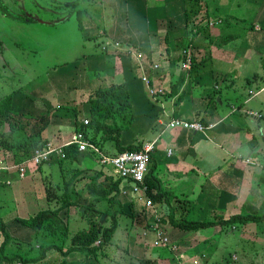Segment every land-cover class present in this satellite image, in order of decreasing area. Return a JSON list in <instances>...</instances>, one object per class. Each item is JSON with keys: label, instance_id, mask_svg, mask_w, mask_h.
Here are the masks:
<instances>
[{"label": "rangeland", "instance_id": "374dc122", "mask_svg": "<svg viewBox=\"0 0 264 264\" xmlns=\"http://www.w3.org/2000/svg\"><path fill=\"white\" fill-rule=\"evenodd\" d=\"M170 1L169 3L165 2L163 7L170 10V4L175 5L178 2L177 0ZM74 2L75 0H0V104L4 102L5 98L12 96V107L14 106L15 109H18L21 105L28 103L36 96V99L28 104L30 107L28 110L31 116L29 121L33 123L34 118L39 115L44 116L48 113L46 119L49 125L43 135L44 137H51L52 134H56L55 137L58 136L56 140L57 144L64 142H60L62 140L60 137L61 133H59L61 130L63 131L62 134H67L69 131H72L70 126L74 128L71 112L68 108L74 107L80 110V114L78 115L79 121L84 118L88 119L87 99L90 89L98 85L102 86L108 80L111 82L112 79L116 78L112 71L113 67L109 62L106 71L100 72L99 74V77L105 83L100 81L98 74L93 72L85 73L89 67H92V64H83V66L77 67V79L72 76V72H67L65 75L57 77V80L53 82L54 86L49 88L53 77L64 71V68L74 66L84 59V62L87 61L90 50H94L92 39H87L84 31L79 29V18L76 15V11H81L83 22L91 19L95 24V28L100 29L102 28L101 20L103 16L113 11L112 6L114 4L113 0H78V3L73 6ZM209 4L210 6L219 8L218 14L220 16L210 20L211 25L214 23L215 25L213 27L209 25L208 27H210V30L222 29L218 38L212 39L213 45L220 47L228 44L227 49L234 50L237 54L236 57L231 54L233 59L235 61L239 59V61L244 62L246 65L243 69L236 68L239 74H234V76L238 77L233 79L235 81L234 86H226L228 82H218L215 101L220 100L223 105L219 106L215 102L213 105H216L218 110L228 113L230 111V105L243 106L242 104L246 98L251 97L253 93L264 86V63L261 65L256 61L257 58L254 56L255 53L252 48L254 43L252 44L253 41L251 38L249 37L246 41L242 39L244 34L246 35V33L252 30L250 25L251 21L261 15L264 2L262 3L261 0H209ZM73 7L75 8L72 11ZM215 8L214 14L216 15ZM141 12L142 9L136 7L135 14L139 16ZM224 15L231 16L229 22H226V24H216L219 17L223 18L225 17ZM178 19H181V16ZM130 22H132V19ZM257 25L264 31V23L262 21H258ZM250 34H252V31ZM253 34H255L256 38H263L261 37L263 32H255ZM236 38L239 39L234 40ZM178 48L180 49V47ZM188 51L192 56L196 49L192 48L188 49ZM242 53L244 54L242 55ZM114 71H116V68H114ZM88 78L92 81L90 84L87 82ZM116 82H119V80L114 83ZM163 93H165L164 89ZM143 95L144 102L149 101L150 112L155 115L156 119L158 109L152 107L153 103H151L154 102V99L150 97L145 88ZM262 104H264V90L257 94L245 107L246 109L252 107L256 109L261 107L260 105ZM59 107H62V109L58 110L60 109ZM32 108L34 112H31ZM134 118L136 124L134 126L131 125L127 131L122 132L121 142L124 144L131 140L144 143L151 142L159 132L158 128L155 127L154 119L153 121L149 119L147 121L145 119L142 120V115L137 109H135ZM229 119H233V116H230ZM242 122L250 124V131H247L249 134L247 139L251 143L257 142L259 146L255 151L252 148L253 154H250L251 157L246 158L242 155L234 157L244 165L256 166L259 170L264 171V119L256 124L253 118L247 113L243 117ZM30 129L32 128L30 127ZM68 140H65V142ZM157 140V149L164 151L167 144V137L160 135ZM211 140L216 142L214 139ZM103 148L109 153L114 151L112 143L109 142L105 143ZM215 148L219 154L222 153H220L222 150L224 154H229L226 151V146L220 145L218 147L215 146ZM87 151L91 155L89 150ZM239 152L240 154H245L243 148ZM2 156L0 149L1 165H5L2 164L4 162H6V165L15 163L9 156H6V158H2ZM89 159L93 160L94 168L99 167L97 165V158L95 159L94 156H91ZM246 161H248V164H245ZM48 163L52 164L50 169L47 167L43 168L40 175L34 177L30 175L28 176L29 178L26 177L23 179L25 182L32 180L26 186L27 192H30L27 194L29 198L26 201L18 197V194L14 191V185L0 186V219L8 224V229L13 236L7 244V248L12 252V255L18 251L15 248L17 240L14 237L27 235L30 231L29 228L21 225L15 219L21 217L26 219L35 215L36 213L34 212L36 210L46 209L49 206L53 208L58 205L56 201L49 202L47 200V194L51 191V195L57 194L60 197L63 192V184L69 180L72 173L68 168H65L67 167L66 164H62L64 171L60 170L56 157H52ZM155 163L154 175L158 178H165L166 175H163L165 172L163 165H160L157 161ZM28 167H31V165H28ZM70 167L72 168V165ZM6 168H0V171H7ZM12 172L16 174V171ZM58 186L61 187L60 190L57 188ZM209 190L205 189L202 194H206V191ZM69 192L71 199L77 197H72L74 194L71 193V190ZM125 192V194L121 193L118 201L121 202L126 213L118 216V227L111 241L104 245L102 250H97L96 255L87 256L83 250L70 251L65 255L60 250L54 248L47 251L43 259L36 260L35 264H64L61 262L67 256L70 258V260L66 261L67 263L70 262L69 264H75L74 260L78 261V263L80 262L79 264H155L154 261L157 260L159 262L160 260H164L166 264H243L244 262L245 264H264V258L256 257L253 251V248H255L256 252L262 253V249L264 248V245L261 244L263 240L262 236L264 235V230L261 231L260 228L261 224L247 222L234 226V228H237L235 231L230 230L233 228L224 227L218 232L211 228L197 232L200 239L201 233L212 234L215 237L214 240L216 243L210 244L212 242L205 241L202 244L200 243L201 245H197V248L190 250L189 247L192 246L191 242L193 239L188 244L186 242H182L181 244L174 242L178 241L174 240V232L178 230L169 224L168 209L164 205L152 203L154 209H156L157 218L167 224L166 229H168L167 235L170 242V247L167 248L153 246V237H143L140 223L133 222L128 215V213H132L134 217L138 216V218H141L137 213L144 207V203H140L137 207V200H134L128 188H126ZM258 192V195L260 194V203L264 205V188L259 189ZM222 198L224 197L210 195L207 199L206 197H202V201L194 203L192 200L183 201L184 198H175L173 199L175 205H177L175 203L176 201L181 202L179 207H176V218L178 219L182 214L188 220L213 221L219 219V217H215L218 214H223L224 216L222 218L234 215L236 212L233 209H239L235 207L229 208L234 206V203H232L233 200L229 201L228 209L224 210L222 209ZM246 198L251 199V197ZM130 203H133L132 210L128 206ZM248 204L249 201H246L242 211H238L236 214H252V211H250L253 210L252 208H249L250 210L246 209L250 206ZM208 205L212 206V210L220 209L221 212L216 211L214 214L209 211L210 208L207 207ZM115 208V206H109L106 202H101L98 206V212L102 214L94 220L93 217L98 215V213L93 212L94 210H90V213L84 211L82 208H77V215H67L66 220L69 223V230L74 232L73 243L82 244V240L85 242L87 239H94L95 233L100 227L99 224L105 227L110 226L111 219L107 211L114 210ZM150 221L153 224L155 219L152 218ZM30 240H33V242L28 246V254L37 257L41 253L35 247L37 243L39 245L54 243L60 246L63 244V247H66L70 245L71 234L64 242H62L60 237H42V235L30 236L28 242ZM134 244H139L141 247L146 248V256L144 259L147 261H139L140 257L135 253V257L133 256L131 249ZM21 247V251L25 252L27 247L24 245ZM244 251H248V256H246Z\"/></svg>", "mask_w": 264, "mask_h": 264}, {"label": "crops", "instance_id": "0c3cea01", "mask_svg": "<svg viewBox=\"0 0 264 264\" xmlns=\"http://www.w3.org/2000/svg\"><path fill=\"white\" fill-rule=\"evenodd\" d=\"M177 1L178 2L175 5L170 4L172 7L170 6V10H168L163 6L165 2H171L170 0H113V11H110L109 14L107 13L103 16L101 20L102 28L96 29L95 24L91 19H87L83 22V31L87 38H91L99 34L96 41L98 45H101L102 43L104 44V42L108 45L109 51L107 56L87 57L88 60L85 62L84 59L79 61L74 66L64 68V71L53 77L49 88L54 86L53 82L57 80V77L63 76L67 72H72L71 74L75 78L77 76V67H80L81 65L83 66V64H92V67H89L85 73L93 72L100 74V72L106 71L108 62L111 63V66L113 67V74L116 77L115 79H112L111 82L114 83L119 80V82L116 83H125L127 86L133 109L132 113L134 120L132 126L136 124L134 112L135 109H137L142 115V120L145 119V121H147L149 119L150 121H153L154 119L155 127L159 130L158 134L151 140V142L156 140L154 151L151 154V159L155 162L157 161L164 167L165 172L163 175H166V177L159 179L162 181L163 189L166 192L172 194L175 198H184L183 201L192 200L193 203L202 201V197H206L207 199L210 195H213L214 197H224L225 199L222 198V209L227 210L229 207V201L233 200L232 203H234V206L229 208L235 207L239 209H233L236 213H238V211H242L246 201H249L248 205L250 206L246 209L252 208L253 210L249 209L252 211V214H264V205L260 203V194L258 195V190L264 188V171L259 170L256 166L252 167L244 165L234 157L237 155H242L246 158L251 157L250 154H253L252 148H254L255 151V149L259 146L257 142L251 143L247 139L249 135L247 131H250V124L243 123L242 119L245 115H247V113L253 118L256 124L264 119V104L260 105L261 107L256 109H254V107L246 109L245 107V105L249 104L257 94L264 90V86L253 93L251 97L246 98L242 104L243 106H236L232 104L229 106L230 111L228 113L218 110L217 106L213 105L214 102L219 106L223 105L222 101H215V93L218 90L219 84L218 82H228L226 86H234L235 81L233 79L238 78L234 76V74H239L236 68L243 69L246 65L244 62L239 61V59H236V61L233 59L231 54L235 57L237 54L234 50L227 49L228 44H224V46L220 47L211 44V47L207 48L209 41L207 38V40H203L200 48L194 53L198 66L192 68L188 73L182 71L180 69L181 52L183 50L181 44L188 35L190 28H184L182 24L176 22V19L182 16L179 0ZM261 2L263 3L264 0H261ZM207 4L208 14L210 16L208 22H210V20L220 16V14H218L219 8L210 6L209 0H207ZM136 7H140L142 9L139 16L135 14ZM214 8L216 15L214 14ZM261 10V15L258 16L257 19L254 18L255 20L251 21L250 25L252 28V34H250V31L249 33H246V35L244 34L242 39L243 41H246L249 37L251 38L253 41L252 44L254 43L252 48L255 53L254 56L257 58L256 61L263 65L264 31L257 25L258 21H262L264 23V8ZM131 19L132 22H130ZM170 21L172 22L170 23ZM197 22L198 20H195L193 23L194 27L199 25H197ZM218 23H224L221 17H219ZM221 30L222 29L210 30L209 38L217 39ZM255 32H263V35L261 36L263 38H256L255 34H253ZM237 39L239 38L234 40ZM115 44L117 45L115 46ZM178 47H180V49ZM129 50L140 53L146 74L153 86L161 87L165 90V95L160 94L159 96L153 98L154 102H151L153 103L152 107L158 109L156 119L155 115L150 112L151 109L148 104L149 101L144 102L143 92L144 88L146 90V86L140 79L142 73L138 67L139 65L137 60L132 56L120 54L118 57V63H116L114 53H124L123 51ZM92 52L93 51L90 50V53ZM243 54L244 53H242V55ZM152 63H158L160 65V69L156 72L152 71L150 67ZM114 68H116V71H114ZM98 78H100V81L105 83L104 80H101V77ZM87 82L90 84L92 81L88 78ZM107 83H110V81L108 80ZM102 86L98 85L97 87L91 89ZM35 99L36 96L29 102L34 101ZM31 112H34L33 108ZM230 116H233V119L230 120ZM172 119L196 122L205 127V130L201 133L181 128L167 129L166 125ZM71 128L72 131H69L70 134H62L63 131L58 129V131H60L59 133H61L60 137L62 139L60 142L64 141L63 143H65V140H70L71 136L74 134V128L70 126V129ZM55 135L56 134H52L51 137H44L43 135V137L48 139V143L58 147L63 143L57 144L56 140L58 139V136L55 137ZM68 135L70 136L68 137ZM160 135L167 137V144L164 151H159L157 149V138ZM211 139H214L216 142H213ZM133 141L134 140H131L125 144ZM143 144L145 143L143 142ZM220 145L226 146V151L229 153V156L224 154L223 150L220 151V153L222 152L221 154L216 151L217 149L215 146L218 147ZM241 148L245 150V154H240L239 151ZM168 150H171V154H168ZM51 166L52 164L47 162L39 168L33 167L28 170L26 177L29 178L28 176L30 175L33 177L40 175L43 168L47 167L50 169ZM94 167L95 165L93 160H90L85 153L81 154L78 162H75L72 165V168L69 167L71 171H82L77 175L74 174L79 177L75 182L74 190H76L77 193H82L83 196L78 197L77 194L72 195V197L77 196L74 198V201L88 203L84 201L85 197H89L88 194H86L85 188L89 183V178L92 176V171L95 169ZM59 168L62 170L60 166ZM5 181L10 182L7 186L14 185V191L18 194V197H20L21 200L26 201L29 198L27 194L30 192H27L26 186L32 180L25 182L23 179L20 180L12 171H0V184ZM205 189L210 190L206 191V194L203 195L202 193ZM246 197H251V199L249 200ZM63 199L65 200V198H62L61 201ZM100 203H95L92 208L94 213H98V215L93 217V220L98 216L100 217L102 214L98 212V206ZM81 205L82 204L79 206L72 205L69 209L63 210L60 214L65 215V221L68 222V220H66V216L70 214L77 215V208H81ZM207 207H209V211L214 214L216 211H220V209L215 208H213L215 210H212L211 205H208ZM38 211L40 210H36L34 213H37ZM87 212H90V210ZM223 216V214H218V216L216 215L215 217ZM229 216L223 219H228ZM7 225L8 224H6V230L10 237L13 238ZM230 228H233L230 229L232 231L237 229L236 227L234 228V226ZM260 228L261 231L264 230L262 224L260 225ZM197 232L201 231L182 232L178 230L177 232H174V240L178 241L174 242H179V244L186 242V244H188L189 241L193 239L191 242L192 246L189 247L190 250L197 248V245H201L205 241L212 242L210 244L216 243L214 240L215 237L212 234L208 235V233H201L200 239ZM29 234L20 236L15 235L16 237H14V239L17 240L15 248L16 250L18 249L20 253H27L29 251L28 246H30L33 242V240L28 242L29 238L30 236H36L31 229ZM71 234H74V232H71ZM262 238L263 240L261 244L264 245V235ZM94 243V245H96V242ZM22 245L27 247L25 252L21 251ZM39 246V243L35 245L37 249H39ZM7 247L8 246H6L5 253L7 255H12V252ZM131 251L134 257V253L140 257L139 261H147L144 259L146 256L145 247H141L139 244H134L132 245ZM253 251L255 252L254 255L256 257L264 258V248L262 249V253L256 252L255 248H253ZM83 252L84 254H87L86 250H83ZM244 252L246 256H248V251ZM67 260H70L69 256H67L61 263L66 264ZM74 261L75 264L80 263L76 260ZM16 263L19 262L17 261L12 264ZM35 263L36 262H32V264ZM154 263L166 264L164 260H160V262L157 260L154 261ZM0 264L9 263L0 260ZM243 264H245V262Z\"/></svg>", "mask_w": 264, "mask_h": 264}, {"label": "trees", "instance_id": "16d2710c", "mask_svg": "<svg viewBox=\"0 0 264 264\" xmlns=\"http://www.w3.org/2000/svg\"><path fill=\"white\" fill-rule=\"evenodd\" d=\"M77 3L78 0H75L73 6H75ZM179 4L182 10V16L181 19H176V22L182 24L184 28H190L188 31V35L181 44L183 49L182 52L185 49L187 50L192 48L198 50L200 48V45H202L203 40H207V38L209 39L207 48H210L211 44H213L212 41L214 39L212 40L211 38H209L210 27H208V19H210V16L208 14L207 0H179ZM74 8L75 7L72 8V11L74 10ZM76 12L77 17L79 18V29L83 31L82 13L81 11ZM224 16L225 17L221 18L224 22L223 24H226V22H229V20L231 19V16ZM195 20H198L197 25H199L194 27L193 23L195 22ZM171 22L172 21H170V23ZM213 26L214 25H212V27ZM98 37L99 34L95 35L94 37L87 38L89 40L92 39L91 41L94 48V50H92L93 52L89 53L87 57L107 56V53L109 51L108 45H106L105 42L104 44L102 43L101 45H98V43L96 42ZM123 52L124 53H114L116 63H118V57L120 54L130 56L128 51ZM182 52L181 62L185 58ZM191 59L192 68L198 66L194 55L191 56ZM28 104L29 102L21 105V107H19L18 109H15L14 106L12 107V96H8L7 98H5L4 102L0 104V149L3 155L2 158H6V156H9L15 162L11 165H6V162L2 163L5 165L0 164V168L8 167L6 168L7 172L16 171V169H13L9 166L19 165L22 162L30 159L37 150L45 148L48 144V139L43 137V133L49 125L48 120L46 119L48 117V113H46L44 116H37L32 121L33 123H31V121H29L31 116L28 110ZM87 105L88 123L86 125H84L83 122L79 121L78 119L80 110L74 107L68 108L71 112L74 123V133L81 132L90 144L96 146L100 151L109 156H116L125 151H139L143 148L144 144L141 141H133L128 144H124L121 142L122 132L127 131L134 120L132 116L130 95L125 83L106 82V84L102 87L91 89L88 95ZM61 109L62 107L58 110ZM30 127L32 129H30ZM107 142L112 143L113 145L114 151L112 153L105 151L103 148L104 144ZM89 152L91 153V155L88 153V151L80 153L77 150V146L75 144H72L66 147L64 146L62 148L63 157H54H56V160L58 161L61 169L62 164H66L67 167L65 168L69 169L70 165L78 162L82 153H85V155L88 157L94 156L95 159L97 158L96 153L91 150H89ZM45 163H41L39 165L30 164L31 167L27 166L23 178H19L17 172L16 174L18 178L22 180L27 176V172L29 169L33 167L39 168ZM97 165H99V163ZM155 166V162L150 158L148 170L144 179V183L148 189L147 195L151 199L153 204L164 205L168 209V221L174 229L182 232H192L203 231L211 228L218 232L224 227L230 228L232 226H236L237 224H245L247 222L259 223L264 227L263 213L234 214L231 215L228 219L219 217V219L213 221L188 220L181 214L177 219L175 211L176 207H179L181 202L176 201L175 203L177 205H175L173 201L175 197L163 189L162 181L154 175ZM69 171L71 170L69 169ZM71 172L72 173L69 177V180L67 182H64L63 184V192L60 197H58L57 194L51 195V191H49V193L47 194V200L49 202L56 201V204L58 205L53 208L49 206L46 209L40 210L35 215L26 219L16 218L15 221L33 230L36 236L42 235V237H60L62 242H64L66 241V238L70 236L71 232L69 230L68 222L65 221L64 215L60 214L63 210L69 209V207L72 205L79 206L80 204H82L80 207L84 209V211H88L92 210L95 203L106 202L109 206L116 207L114 210L107 211V214L111 219L110 226L105 227L104 225H100L95 233L94 239H87L85 242L82 240V244L73 243L72 239L74 234H71L70 245L66 247H63V244H61L60 246L54 243H50L47 245L39 246V250L41 251V253L37 257L30 256L28 252L20 253L19 250L16 251L12 256H10L5 253V249L11 237L6 230L7 223L0 219V234L2 235V242L0 244V260L9 264L17 261L21 264H28L36 262V260L39 261L43 259L46 252L54 248L56 250H60L65 255L72 250H86L87 256H92L96 255L97 250H102L104 245L108 244L111 241L118 227V216L126 213L123 205L120 201H118V197L121 195L125 183H123L120 179H116L111 173L99 166L92 171V176H90L89 183L85 188L86 194H88L89 197H85L84 201L88 203H83L74 201L75 199L72 200L70 198L71 194L69 195V191L71 190V193L77 194L78 197L83 196L82 193H77V191L74 190L75 182L79 178L76 175L78 173H81L82 171L74 170ZM9 184L10 182H4L1 183L0 186H7ZM57 188H59V190L61 189L60 186H58ZM133 197L134 200H136L137 196ZM62 198H65V200L63 199L61 201ZM140 203L143 202H138L136 204L137 207ZM128 206L129 209L132 210L133 203L128 204ZM141 210L152 213V210H146L145 206ZM137 214L141 216V218H138V216L134 217L132 213H128L133 222L140 223L142 231L144 229H148L151 225V219L143 216L141 214V211ZM94 242L98 243L94 245Z\"/></svg>", "mask_w": 264, "mask_h": 264}, {"label": "built area", "instance_id": "2783aa9c", "mask_svg": "<svg viewBox=\"0 0 264 264\" xmlns=\"http://www.w3.org/2000/svg\"><path fill=\"white\" fill-rule=\"evenodd\" d=\"M218 23V21L216 22ZM215 24V23H214ZM212 24V25H214ZM211 25V22H209ZM211 25V26H212ZM117 44H115L116 46ZM129 55L134 57L140 67L141 70V81L145 84L146 89L150 95V97L154 98L163 93V89L161 87L153 86L148 75L146 74L145 67L143 65L142 57L140 53H136L134 51H128ZM185 57L184 60L180 63V69L186 73L190 72L192 69V59L190 52L188 49L182 52ZM151 70L156 72L160 69V65L158 63H152L150 65ZM84 125L88 123V119L84 118L81 120ZM167 129H175L181 128L184 130H192L196 132H204L205 127L196 122H187L180 119H172L166 125ZM156 140L145 143L143 148L139 151H125L116 156H109L100 151L96 146L90 144L84 137L81 132H75L69 141L63 143L62 145L56 147L52 144L48 143L47 146L43 149L37 150L35 154L28 160L22 162L19 165L12 166L13 169H16V172L19 178H23L25 169L28 165H39L41 163L49 162V160L56 157H63L62 148L68 145L75 144L77 146L78 152H85L87 150H91L97 154V159L99 166L109 173H111L116 179H120L125 185L122 189V194H125L126 188L129 189V192L132 196L136 197V204L138 202H143L146 210H152L151 212H145L141 210V214L148 219L154 218L155 221L153 224L149 226L148 229H144L142 231V236H152L153 241L152 244L155 247H170L169 237L167 235V224L160 221L156 215V209L152 205L151 199L147 195V187L144 183L145 175L148 170L149 161L151 158V154L154 151ZM168 154H171V150H168ZM245 164H248L246 161ZM153 208V209H152ZM2 242V235L0 234V244ZM98 243V242H97ZM173 250V248H171ZM182 256V255H181ZM21 264V263H16Z\"/></svg>", "mask_w": 264, "mask_h": 264}, {"label": "clouds", "instance_id": "9594fccd", "mask_svg": "<svg viewBox=\"0 0 264 264\" xmlns=\"http://www.w3.org/2000/svg\"><path fill=\"white\" fill-rule=\"evenodd\" d=\"M97 243V242H96Z\"/></svg>", "mask_w": 264, "mask_h": 264}]
</instances>
